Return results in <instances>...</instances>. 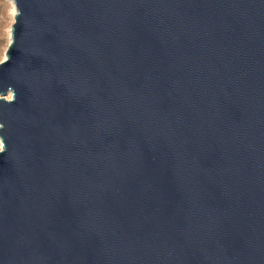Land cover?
I'll return each instance as SVG.
<instances>
[{
    "label": "water",
    "instance_id": "1",
    "mask_svg": "<svg viewBox=\"0 0 264 264\" xmlns=\"http://www.w3.org/2000/svg\"><path fill=\"white\" fill-rule=\"evenodd\" d=\"M0 264H264V0H11Z\"/></svg>",
    "mask_w": 264,
    "mask_h": 264
},
{
    "label": "rangeland",
    "instance_id": "2",
    "mask_svg": "<svg viewBox=\"0 0 264 264\" xmlns=\"http://www.w3.org/2000/svg\"><path fill=\"white\" fill-rule=\"evenodd\" d=\"M12 7L8 0H0V62L4 59L10 35L9 30L13 24Z\"/></svg>",
    "mask_w": 264,
    "mask_h": 264
},
{
    "label": "bare ground",
    "instance_id": "3",
    "mask_svg": "<svg viewBox=\"0 0 264 264\" xmlns=\"http://www.w3.org/2000/svg\"><path fill=\"white\" fill-rule=\"evenodd\" d=\"M9 2H10V4H11V7H12V9H11V11H12V17H13V15H14V13H15V6H14V3L11 1V0H8ZM10 30H9V35H10Z\"/></svg>",
    "mask_w": 264,
    "mask_h": 264
}]
</instances>
